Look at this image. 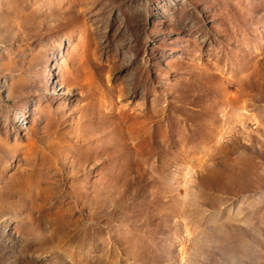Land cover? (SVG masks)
Here are the masks:
<instances>
[{
  "label": "rangeland",
  "instance_id": "rangeland-1",
  "mask_svg": "<svg viewBox=\"0 0 264 264\" xmlns=\"http://www.w3.org/2000/svg\"><path fill=\"white\" fill-rule=\"evenodd\" d=\"M0 264H264V0H0Z\"/></svg>",
  "mask_w": 264,
  "mask_h": 264
}]
</instances>
